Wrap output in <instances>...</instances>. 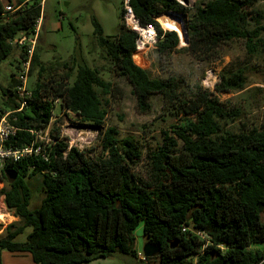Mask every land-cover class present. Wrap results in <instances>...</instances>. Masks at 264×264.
<instances>
[{"label": "trees", "instance_id": "trees-1", "mask_svg": "<svg viewBox=\"0 0 264 264\" xmlns=\"http://www.w3.org/2000/svg\"><path fill=\"white\" fill-rule=\"evenodd\" d=\"M261 2L206 0L194 5L186 24L187 49L203 61L214 59L223 45L236 40L244 41L250 55L262 52ZM132 6L143 25L156 28L158 57L169 56L180 46L179 34L163 30L157 21L184 8L177 0H132ZM42 10L40 1L34 0L4 20L0 0V64L14 51L12 38L35 33ZM92 25L112 72L133 87L140 113L150 112L152 97L160 94L173 107H180L186 118L173 128L174 136L165 132L163 144L147 155V176L137 175L133 168L142 160L140 142L134 136L120 139L114 127L103 131L109 103L97 88L103 95H113L112 83L76 52L63 62L64 75L42 81L46 69L36 44L29 75L38 69V79L29 91L28 107L11 115L18 130L5 148L20 150L32 144L36 138L31 131L49 128L59 102L63 112L100 130V154L69 149L55 130L51 138L56 142L40 154L2 167L0 181L6 185L0 196L19 221L0 234V264L3 251L28 253L33 264H89L115 252L138 259L135 231L140 225L145 243L160 249L158 256L145 259L146 264L156 260V264H264V248H258L264 245V120L239 131L224 127L222 123L241 119L239 109L225 107L207 91L184 97L183 81L177 77L152 78L135 62L136 55L133 60L137 36L123 22L113 36L104 35L95 17ZM28 49V45L21 49V61L27 59ZM18 85L13 74L7 88L0 86L1 114L20 109ZM246 85L243 70L223 69L214 90L234 93ZM6 171L17 172L14 183L8 182ZM36 176L42 178L45 196L31 210L28 179ZM24 233L25 241L18 242Z\"/></svg>", "mask_w": 264, "mask_h": 264}, {"label": "rangeland", "instance_id": "rangeland-1", "mask_svg": "<svg viewBox=\"0 0 264 264\" xmlns=\"http://www.w3.org/2000/svg\"><path fill=\"white\" fill-rule=\"evenodd\" d=\"M204 1L206 0H195L189 5L182 0L185 3L184 8L178 11L176 16L183 20L185 27L193 14L194 5ZM122 2L123 0H47L46 4L44 3L41 33L36 44L40 62L46 69L42 81L47 82L50 78L58 79L64 75L66 69L63 68V62H68L76 52L85 64L97 69L105 81L112 83L113 95H103L97 88L103 101L107 100L109 103L103 131L108 127H114L119 132L120 139L127 136L136 137L141 144L143 156L133 171L137 175L146 177L148 173L147 155L163 144L165 132H170V135L174 136L173 128L182 125L186 116L178 109L180 107H173L160 94L152 97L150 112L140 113L137 109L133 87L125 77H119L112 72L105 53L96 44L92 17H95L102 25L105 36H113L122 23ZM259 6L264 7V2H261ZM158 22L163 30L172 29L164 25L160 17ZM187 47L188 44L181 42L174 52L163 58L158 57L156 48H150L142 57L136 55L135 62L147 70L152 78L173 76L181 79L184 84L182 94L184 97L195 96L200 90L207 91L216 95L225 107L239 109L242 113L241 119L233 124L222 123L224 127L239 131L244 127L259 126L264 120V50L250 55L247 53L244 41L236 40L223 45L214 59L203 61L199 56L193 55ZM21 49L15 47L13 53L0 64V86L2 88L8 87L13 74H17L18 67H21L22 61L19 57ZM223 69L243 70L247 76L246 88L234 93H216L214 88L219 82V74ZM37 79L38 69L33 75H29L27 91L34 88ZM1 87L0 106L3 101ZM54 115L49 129L50 137H52L51 132L56 135L55 130H58L61 138H75L79 149L90 150L96 155L100 154L98 146L100 130L84 125L73 113L63 112L59 102ZM2 167L0 162V172ZM28 182L32 191L30 209L35 210L45 196L42 178L36 176L28 179ZM0 184L1 190L6 183L0 181ZM4 207L6 205L3 203V197L0 196V208ZM5 221L9 224L19 221V218L15 217L11 220L10 217ZM142 232V225H140L135 231V236L136 247L140 246L141 250L145 245ZM26 233L16 240L24 242ZM258 248H264V245ZM3 260L4 264H33L30 254H14L8 251H3ZM156 263L157 260L149 264ZM89 264L146 263L140 258L134 259L129 255L115 252L110 258L96 260Z\"/></svg>", "mask_w": 264, "mask_h": 264}, {"label": "built area", "instance_id": "built-area-1", "mask_svg": "<svg viewBox=\"0 0 264 264\" xmlns=\"http://www.w3.org/2000/svg\"><path fill=\"white\" fill-rule=\"evenodd\" d=\"M182 6L185 5V3L182 2V0H177ZM195 0H184L187 4L190 5L191 2H194ZM169 14V13H168ZM5 18V15H2V19ZM158 21V18H157ZM122 22L126 29L136 34V40H135V52L134 55H140L141 57L146 54V52L150 48H156V45L158 43V35L156 28L152 25H143L141 21L136 17L134 8L132 6V0H123L122 2ZM39 23L36 26L35 33L31 36H27L23 33L20 35L12 38L10 40L11 45L19 48H23L25 46H29L28 53H27V59L23 60L21 62V67L18 70L16 74V80L19 82V85L17 86V94L20 98V109L17 111H8L4 114L0 113V162L4 166L6 163H16L20 161L23 158L32 156L33 154H40L43 147L50 146L52 142H56V140L52 139L49 135V129H46L45 131H31L33 135H35L36 140L30 144L29 146L20 149L15 150L12 148H5L4 144L13 137L16 132L17 128L14 126V124L11 122V115L14 112L22 111L23 109L28 107L27 98L30 96V92L27 91L26 85L29 78V71L31 67V59L33 55V51L35 48V45L37 43L38 39V31H39ZM159 23V22H158ZM160 24V23H159ZM67 113L72 114L71 112L67 111ZM15 120V118H13ZM61 138V137H60ZM66 143L69 145V149L71 148H77L79 149V146L76 144L75 138H69L64 139L62 138ZM39 141L43 143L39 144ZM84 150V149H79ZM45 159L48 158L47 155H43ZM4 199V197H3ZM4 203V201H3ZM1 212L6 216L7 218H15V215L13 213V216L11 215V210L8 208H0ZM4 218H0V226H1V232H3L4 228L9 225L6 224ZM13 223V222H12ZM3 224V226H2ZM5 224V225H4ZM3 227V228H2ZM185 231V229H183ZM197 235L204 238V235L201 232H198ZM138 256L141 260H145L143 253H138Z\"/></svg>", "mask_w": 264, "mask_h": 264}, {"label": "crops", "instance_id": "crops-1", "mask_svg": "<svg viewBox=\"0 0 264 264\" xmlns=\"http://www.w3.org/2000/svg\"><path fill=\"white\" fill-rule=\"evenodd\" d=\"M3 1V6L5 8V18L4 20L10 19V17L12 15H14L16 12L21 11L22 9H24L26 6L30 5L34 0H2ZM40 1L41 5H42V11H44V3L46 4L47 0H38ZM20 3V4H19ZM19 4V5H18ZM43 15V13H42ZM43 17V16H42ZM39 23V31H38V37L41 33V25H42V18L38 21ZM38 40V39H37ZM1 185V184H0ZM3 197V196H2ZM4 201V199H3ZM143 231V230H142ZM143 233V232H142ZM136 244H137V240H136ZM138 253L142 252L141 247H136ZM16 254V253H14ZM18 254V253H17ZM19 254H28V253H19ZM31 256V255H30ZM32 258V257H31ZM2 262L4 264V260H3V252H2ZM12 264V263H11Z\"/></svg>", "mask_w": 264, "mask_h": 264}, {"label": "bare ground", "instance_id": "bare-ground-1", "mask_svg": "<svg viewBox=\"0 0 264 264\" xmlns=\"http://www.w3.org/2000/svg\"><path fill=\"white\" fill-rule=\"evenodd\" d=\"M159 20V18H158ZM160 21L164 24V25H168L170 28H172L174 31H176L179 34V37L181 39L182 44L185 43L184 42V38H185V25L182 22L183 20L180 19V17L173 15V14H164L162 16H160ZM5 215L3 214V212H1L0 210V218H4L5 219ZM9 219V218H7ZM12 220V218H11Z\"/></svg>", "mask_w": 264, "mask_h": 264}, {"label": "water", "instance_id": "water-1", "mask_svg": "<svg viewBox=\"0 0 264 264\" xmlns=\"http://www.w3.org/2000/svg\"><path fill=\"white\" fill-rule=\"evenodd\" d=\"M169 14L176 15V13H169ZM184 39H185L184 40L185 44H188L187 29L185 31V38ZM17 176H18V174L15 171H6V178H7L9 183H14ZM142 253H143L145 258H154V257L159 255L160 249L158 246H155L152 243L147 242V243H145V245L143 247Z\"/></svg>", "mask_w": 264, "mask_h": 264}]
</instances>
